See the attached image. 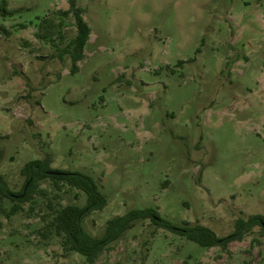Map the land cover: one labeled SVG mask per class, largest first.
<instances>
[{"label": "rangeland", "instance_id": "1", "mask_svg": "<svg viewBox=\"0 0 264 264\" xmlns=\"http://www.w3.org/2000/svg\"><path fill=\"white\" fill-rule=\"evenodd\" d=\"M91 27L79 70L63 53L77 33L70 0H0V174L52 157L83 171L108 204L85 229L154 207L175 226L212 228L264 215V0H77ZM50 178L8 216L0 199V264H89L49 225L87 195ZM1 196V195H0ZM96 264H264L257 225L206 248L137 220Z\"/></svg>", "mask_w": 264, "mask_h": 264}, {"label": "trees", "instance_id": "2", "mask_svg": "<svg viewBox=\"0 0 264 264\" xmlns=\"http://www.w3.org/2000/svg\"><path fill=\"white\" fill-rule=\"evenodd\" d=\"M84 12V7L78 5L77 0H70V7L60 11L61 15L73 14L77 27L76 35L62 50L63 53L70 55L72 73L79 70V61L85 57V46L91 36V27L84 18ZM2 139L3 136L0 135V162L3 158ZM51 163L50 154L43 159L27 162L21 169L26 181L20 191L12 190L8 181L0 174V199L6 197L15 202L7 212L8 216H11L22 210V203L34 201L35 194L40 190V182L46 178L53 180L59 188L60 183H66L86 193L87 203L84 206L68 204L57 209L49 225L62 237L65 249L82 254L89 264H96V260L108 246L141 219H151L157 227L171 230L206 248L215 246L227 248L231 242L242 240L253 227L260 225L264 229V215L252 214L247 219L238 218L234 231L221 237L212 228L202 224L191 225L185 222L182 226H175L163 218L157 208L146 207L132 209L108 220L105 233L102 236H94L85 229L84 221L93 211L102 209L108 204L107 197L90 174L53 168ZM50 171L61 173L52 174Z\"/></svg>", "mask_w": 264, "mask_h": 264}, {"label": "water", "instance_id": "3", "mask_svg": "<svg viewBox=\"0 0 264 264\" xmlns=\"http://www.w3.org/2000/svg\"><path fill=\"white\" fill-rule=\"evenodd\" d=\"M50 173H52V174H60L61 172H59V171H50Z\"/></svg>", "mask_w": 264, "mask_h": 264}]
</instances>
